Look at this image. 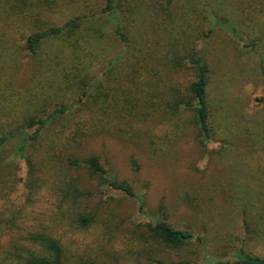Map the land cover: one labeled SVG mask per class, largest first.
<instances>
[{
    "label": "trees",
    "instance_id": "obj_1",
    "mask_svg": "<svg viewBox=\"0 0 264 264\" xmlns=\"http://www.w3.org/2000/svg\"><path fill=\"white\" fill-rule=\"evenodd\" d=\"M78 2L0 0V196L15 189L19 159L26 167L28 199L47 189L55 195L59 224L86 230L99 215L83 201L91 192L79 184L75 173L80 169L97 178L98 185L137 202L138 211L147 214L143 198L128 183L117 180L99 156L83 152L93 136L109 133L136 139L153 154L161 143L185 133L187 116L205 148L220 124L217 108L226 110L227 124L237 115L243 129L257 125L264 131V107L247 118L249 127L243 123L239 99H230L225 84L213 85L205 45L216 28L222 29L258 57L254 71L264 83V29L256 20L260 12L264 15V0H97L96 9L86 5L63 22L53 18ZM18 40L22 45L17 49L37 68L25 89L15 88L12 80L17 63L12 48ZM150 215L132 230L128 255L139 256L141 264H161L155 257L161 251L180 256L195 245L206 256V236L196 234L190 225L169 222L162 202ZM243 223L249 228L246 214ZM28 236L35 249L10 264L68 260L60 237L49 232ZM113 255L115 260L122 257ZM229 255L232 261L216 263L264 264L263 257L243 246ZM75 261L96 264L85 252ZM170 264L197 263L185 257Z\"/></svg>",
    "mask_w": 264,
    "mask_h": 264
},
{
    "label": "rangeland",
    "instance_id": "obj_2",
    "mask_svg": "<svg viewBox=\"0 0 264 264\" xmlns=\"http://www.w3.org/2000/svg\"><path fill=\"white\" fill-rule=\"evenodd\" d=\"M95 1L79 0L74 6L53 14V18L63 22L72 13L82 12L86 5L96 9ZM256 20L257 26L264 29L261 12ZM20 45L18 40L12 48L17 61L12 80L15 88L25 89L30 87L37 68L32 58L17 49ZM205 45L213 85L225 84L230 99H239L243 123L248 125L247 118L264 107V83L254 71L258 57L243 50L240 43L235 44L219 28ZM225 113V109L215 110L220 124L205 148L199 144L195 127L187 116L183 124L185 133L176 141L161 143V148L153 154L144 142L136 139L116 138L109 133L90 138L83 152L99 156L117 180L128 183L143 198L147 214L138 211L137 202L98 185L97 178H89L80 169L75 173L79 184L91 192L83 201L88 210L94 209L99 215L86 230L59 224L55 195L47 189L28 199L25 163L16 159L15 189L0 196V264L21 261V256L35 249L28 236L31 232H49L60 237L68 256L64 264H77L76 255L84 252L85 256L94 257L96 264H141L144 260L139 256L127 254L131 233L135 225L151 219L150 213H155L161 202L169 222L178 227L190 225L196 234L206 236L209 253L204 256L195 245L187 246L180 256L161 251L155 255L162 260L161 264L185 257H191L197 264H217L218 259L232 261L229 254L240 246L264 258V131L257 125L243 129L237 115L227 124L223 119ZM161 129L156 132L160 133ZM245 214L249 222L247 229L243 223ZM116 252L122 257L115 260L112 255Z\"/></svg>",
    "mask_w": 264,
    "mask_h": 264
}]
</instances>
